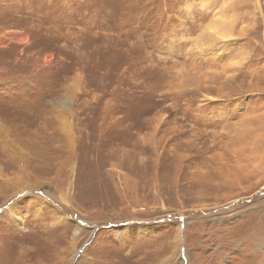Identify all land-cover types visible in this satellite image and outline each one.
<instances>
[{"label":"rangeland","instance_id":"rangeland-1","mask_svg":"<svg viewBox=\"0 0 264 264\" xmlns=\"http://www.w3.org/2000/svg\"><path fill=\"white\" fill-rule=\"evenodd\" d=\"M0 165V264H264V0H0Z\"/></svg>","mask_w":264,"mask_h":264},{"label":"bare ground","instance_id":"bare-ground-1","mask_svg":"<svg viewBox=\"0 0 264 264\" xmlns=\"http://www.w3.org/2000/svg\"><path fill=\"white\" fill-rule=\"evenodd\" d=\"M18 139H20V138H18ZM18 141H19V140H18ZM21 149H22V148H21ZM3 150H4V149H3ZM4 158H7V157H4ZM4 158H3V159H4ZM47 158H48V157H47ZM13 159H14V157H13ZM5 160H7V159H5ZM63 161H64V160H63ZM39 162H41V161H39ZM42 162H43V161H42ZM34 164H35V163H34ZM36 164H38V163H36ZM36 164H35V165H36ZM60 164H61V163H60ZM68 164H69V163H68ZM0 167H1V165H0ZM3 168H4V167H3ZM24 168H25V166H24ZM1 170H2V169H1ZM5 170H6V169H5ZM19 172H20V171H19ZM1 173H2V172L0 171V175H2ZM15 175H16V173H15ZM20 175H22V174H20ZM17 176H18V175H17ZM7 177H8V176H6V178H7ZM6 178H4V176H0V180H2V183H3V184H4L5 182H7L8 179H6ZM12 178H13V177H12ZM4 179H5V180H4ZM13 179H14V178H13ZM13 179H12V181H13ZM10 180H11V179H10ZM20 180H21V179L19 178L18 181L20 182ZM22 180H23V179H22ZM16 181H17V180H16ZM30 181H32V180H30ZM10 182H11V181H10ZM13 182H14V181H13ZM23 182H24V181H23ZM8 183H9V182H8ZM26 183H27V182H26ZM36 183H37V182H36ZM38 183H39V182H38ZM3 184H2V185H3ZM12 184H13V183H12ZM2 185H1V186H2ZM13 185H14V184H13ZM19 185H21V184H19ZM19 185H18V186H19ZM37 185H38V184H37ZM40 185H41V184H40ZM5 186H6V185H5ZM15 186H16V185H15ZM21 186H23V185H21ZM10 188H12V187H10ZM20 188L23 189L22 187H20ZM20 188H19V189H20ZM36 188H38V187H36ZM25 189H26V187H25ZM16 191H17V190H16ZM33 191H35V190H33ZM33 191H32V192H33ZM2 192H3V191H2ZM2 192H1V193H2ZM12 192H13V191H12ZM18 192H19V191H18ZM35 192H36V191H35ZM44 192H45V191H44ZM1 193H0V194H1ZM19 193H23V190H21ZM19 193H18V194H19ZM4 194L6 195L7 193H4ZM16 194H17V193H16ZM1 195H2V194H1ZM12 195H13V194H12ZM31 195H32V194H31ZM38 195H39V194H38ZM18 196H19V195H18ZM0 197H1V196H0ZM10 197H11V196H10ZM4 198H5V197H4ZM25 198H26V197H25ZM33 198H34V197H33ZM35 199H37V198H35ZM40 199H41V198H40ZM22 201H23V200H22ZM22 201H21V202H22ZM28 201H29V200H28ZM107 201H108V200H107ZM10 202H11V201H10ZM44 202H46V201H44ZM31 203H32V201H31ZM34 204H38V203H34ZM0 205H1V204H0ZM41 205H42V204H41ZM4 206H5V205H4ZM31 206H32V205H31ZM7 207H8V206H7ZM35 207H36V206H35ZM263 208H264V206H263ZM30 209H31V208H30ZM33 209H34V208H33ZM39 209H40V208H39ZM39 209H38V210H39ZM12 210H13V211H12ZM14 210H15V209H14L13 207L8 208L7 213H6V216H3V217L6 218V217L10 216L11 218H13V219L15 220L16 224L21 225L22 229L25 230V229H26V227L24 226L25 221H23L24 216H19L18 214H15ZM16 211H17V210H16ZM16 213H17V212H16ZM33 213H34V212H33ZM39 213H40V212H39ZM4 214H5V213H4ZM26 214H27V213H26ZM2 215H3V214H2ZM24 215H25V214H24ZM0 216H1V215H0ZM34 217H35V216H34ZM255 217H256V216H255ZM8 219H9V218H8ZM33 219H35V218H33ZM36 221H37V220H36ZM36 221H35V222H36ZM4 222H5V221H4ZM4 222H3V223H4ZM9 222H10V221H9ZM52 222H53V221H52ZM38 224H39V223H38ZM244 224H245V222H244L242 225H244ZM261 224H262V223H261ZM60 225H61V224H60ZM31 227H32V226H31ZM31 227H30V228H31ZM35 228H36V227H35ZM48 228H49V227H48ZM77 229H78V228H77ZM77 229L75 230V233H76ZM48 230H50V229H48ZM5 231H6V230H5ZM38 231H40V230H38ZM1 232H2V231H1ZM42 232H43V231H42ZM52 232H53V231H52ZM13 233H14V232H13ZM3 234H4V232H3ZM5 234H6V233H5ZM21 234H22V233H21ZM38 234H39V233H38ZM55 234H56V233H55ZM7 235H8V234H7ZM41 235H42V234H41ZM179 235H180V233H178V237H179ZM24 236H25V235H24ZM27 236H28V234H27ZM27 236H26V237H27ZM29 236H30V235H29ZM59 236H60V235H59ZM8 237H9V236H8ZM10 237H11V236H10ZM10 237H9V238H10ZM30 237H31V236H30ZM34 237L36 238L37 236H34ZM48 237H49V236H48ZM50 237H51V236H50ZM54 237H55V236H54ZM12 238H13V237H12ZM18 238H19V237H18ZM18 238H17V240H18ZM31 238H33V236H32ZM35 238H34V239H35ZM38 238H39V237H38ZM55 238H56V237H55ZM23 239H24V238H23ZM25 239H26V238H25ZM34 239H33V240H34ZM36 239H37V238H36ZM42 239H43V238H42ZM58 239H60V238H58ZM5 240H6V239H5ZM11 240H13V239H11ZM11 240H10V241H11ZM38 240H39V239H38ZM45 240H46V239H45ZM45 240H44V241H45ZM6 241H7V240H6ZM35 241H36V240H35ZM49 241H50V243H51V240H49ZM21 242H23V241H21ZM32 242H33V241H32ZM38 242H40V241H37V243H38ZM42 242H43V241H42ZM54 242H55V241H54ZM68 242H69V241H68ZM4 243H5V242H4ZM4 243H3V244H4ZM7 243H8V242H7ZM7 243H6V244H7ZM35 243H36V242H35ZM40 243H41V242H40ZM43 243H44V242H43ZM20 244H21V243H20ZM26 244H28V243L26 242ZM58 244H59V243H58ZM1 245H2V244H1ZM1 245H0V246H1ZM15 245H16V244H15ZM31 245H33V244H31ZM36 245H37V244H36ZM42 245H43V244H42ZM56 245H57V242H56ZM72 245H73V244H72ZM11 246H12V245H11ZM18 246H20V245H18ZM34 246H35V244H34ZM8 247H9V246H8ZM16 247H17V246H16ZM22 247H23V246H22ZM13 248H14V247H13ZM17 248H18V247H17ZM40 248H41V247H40ZM42 248H43V247H42ZM45 248H46V246H45ZM5 249H6V248H5ZM9 249H10V248H9ZM11 249H12V248H11ZM20 249H21V248H20ZM34 249H35V248H34ZM25 250H26V252H27V251H28V248H25ZM36 250H39V248L36 249ZM4 251H5V250H4ZM4 251H3V253H4ZM12 251H13V250H12ZM19 251H20V250H19ZM31 251H33V250H31ZM39 252H40V251H39ZM46 252H47V251H46ZM29 253H30V252H29ZM33 253H34V252H33ZM36 253L40 255L41 252H40V253L36 252ZM36 253H35V255H36ZM49 253H50V252H49ZM58 254H59V253H58ZM4 255H5V254H4ZM10 255H11V254H10ZM24 255H27V254L25 253ZM49 255H50V254H49ZM49 255H47V256H49ZM32 256H33V255H32ZM32 256H31V257H32ZM37 256H38V255H37ZM62 256H63V255H62ZM62 256H61V257H62ZM178 256H179V252L177 251L176 258H178ZM16 257H17V256H16ZM49 257H50V256H49ZM54 257H55V256H54ZM1 258H2V257H1ZM1 258H0V259H1ZM64 258H65V257H64ZM64 258H63V259H64ZM35 259H36V258H35ZM51 259H52V258H51ZM57 259H58V258H57ZM63 259H62V260H63ZM256 259H258V257H257ZM43 260H44V259H43ZM45 260H46V259H45ZM62 260H61V261H62ZM23 261H24V260H23ZM255 261H258V260H255ZM259 261H260V260H259ZM54 262H55V261H54ZM38 263H39V262H38ZM41 263H42V261H41ZM64 263H65V262H64ZM187 263H188V264H192L191 262H188V261H187ZM255 263H256V262H255ZM258 263H259V262H258ZM35 264H36V263H35ZM42 264H44V263H42ZM65 264H66V263H65ZM167 264H168V262H167ZM259 264H260V263H259Z\"/></svg>","mask_w":264,"mask_h":264}]
</instances>
